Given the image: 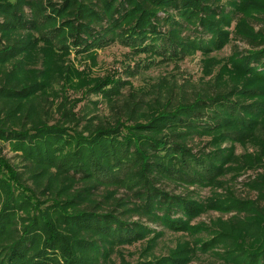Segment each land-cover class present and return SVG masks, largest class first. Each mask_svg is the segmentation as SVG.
I'll return each instance as SVG.
<instances>
[{"label":"trees","instance_id":"obj_1","mask_svg":"<svg viewBox=\"0 0 264 264\" xmlns=\"http://www.w3.org/2000/svg\"><path fill=\"white\" fill-rule=\"evenodd\" d=\"M263 21L264 0H0V264H264V173L244 182L255 198L232 187L264 169ZM233 38L250 47L211 56ZM115 42L144 55L122 77L67 72L73 53ZM198 52L201 83L127 78ZM59 86L61 99L88 88L110 113L56 102ZM211 211L230 216L197 221ZM166 231L187 237L158 255Z\"/></svg>","mask_w":264,"mask_h":264},{"label":"rangeland","instance_id":"obj_2","mask_svg":"<svg viewBox=\"0 0 264 264\" xmlns=\"http://www.w3.org/2000/svg\"><path fill=\"white\" fill-rule=\"evenodd\" d=\"M226 1V0H224ZM27 11H29L27 9ZM256 29H262L264 31V21L261 23H254ZM239 48L240 50H244L249 48L250 46L243 40L233 38L232 41L225 46L222 50L212 53V57L217 60L225 61V59L230 56L235 48ZM144 55H137L130 51V48L121 45L119 42H115L105 48L98 49L95 52V55L83 54L76 56L75 53L70 55L69 62L67 63L68 71H72V64L79 71H83L85 75L90 78L94 77H108L111 75H117L118 77H122L124 74V69L128 64L132 66L139 60L142 59ZM202 54L198 52L197 54L186 58L184 61L173 62V63H162V64H154L150 68H141L139 72L134 76L127 77L130 79L132 84L137 88V90L146 89L147 87L152 86L155 83H159L163 79L167 78L169 83H183L186 80H189L192 83H201L202 80L210 79L209 77L203 76V62H202ZM72 63V64H71ZM218 68V67H217ZM126 77V76H125ZM69 87H65L67 89L62 96V99L67 95L71 98H78L80 101L77 102L78 106L76 110L80 113L85 112H96L108 115L110 110L108 109L106 103L101 100L100 96L96 94L89 93L88 88H81L78 90L68 89ZM62 86H59V98H57L56 102H59L61 99ZM129 91V87L125 90ZM68 99V98H67ZM101 101L98 104V108L95 107L94 101ZM205 140L199 136H196L194 140L191 141V145L195 147V150H200L205 146ZM230 143H225L223 146H229ZM237 153L242 155L246 152L254 153L258 151V148L253 144L249 145H241L236 144ZM4 154L15 160V154L9 150L8 145L4 148ZM264 173L263 168L252 169L247 171L245 174H242L239 177L238 181L232 185L236 193L243 197H256V190H251L248 186L244 184V182L249 179L255 178L259 174ZM260 176V175H259ZM170 189H173L175 192H185L184 187H178L175 185H170ZM191 189H194L192 187ZM198 197H207L210 196L211 189L210 188H195ZM229 217L230 215H221L219 212L211 211L200 216L197 221H206L210 222L211 220L218 217ZM187 235L182 232H173L166 231L165 234L158 240V245L155 249V253L158 255L167 254L170 248H175L182 240L186 239ZM144 244L137 243L135 245L126 246L125 254L129 256L131 259H137L138 255L141 254V248L145 247ZM116 260L112 262V264H119L118 257H114ZM190 264H222L216 257L211 254H200V257L194 260Z\"/></svg>","mask_w":264,"mask_h":264}]
</instances>
